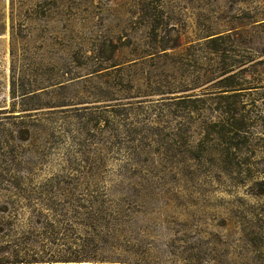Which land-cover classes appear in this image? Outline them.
Masks as SVG:
<instances>
[{
  "label": "rangeland",
  "instance_id": "374dc122",
  "mask_svg": "<svg viewBox=\"0 0 264 264\" xmlns=\"http://www.w3.org/2000/svg\"><path fill=\"white\" fill-rule=\"evenodd\" d=\"M0 207L83 261L264 264V0H0Z\"/></svg>",
  "mask_w": 264,
  "mask_h": 264
},
{
  "label": "trees",
  "instance_id": "16d2710c",
  "mask_svg": "<svg viewBox=\"0 0 264 264\" xmlns=\"http://www.w3.org/2000/svg\"><path fill=\"white\" fill-rule=\"evenodd\" d=\"M63 217L64 215L58 214H52L51 217L38 214L16 223L17 212L0 207V263L85 260L79 252H83V246L89 239L73 236L70 221ZM5 252L10 255H5Z\"/></svg>",
  "mask_w": 264,
  "mask_h": 264
},
{
  "label": "bare ground",
  "instance_id": "6f19581e",
  "mask_svg": "<svg viewBox=\"0 0 264 264\" xmlns=\"http://www.w3.org/2000/svg\"><path fill=\"white\" fill-rule=\"evenodd\" d=\"M0 264H12V263H0ZM23 264V263H16ZM32 264V263H31ZM44 264H119V263H111V262H88V261H80V262H53V263H44Z\"/></svg>",
  "mask_w": 264,
  "mask_h": 264
}]
</instances>
